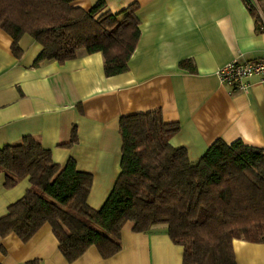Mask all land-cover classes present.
Segmentation results:
<instances>
[{"label": "crops", "instance_id": "0c3cea01", "mask_svg": "<svg viewBox=\"0 0 264 264\" xmlns=\"http://www.w3.org/2000/svg\"><path fill=\"white\" fill-rule=\"evenodd\" d=\"M101 0H78L74 6L91 10ZM118 14L139 5L141 37L127 73L107 77L102 53L80 51L75 60L35 62L43 51L31 36L13 53L12 38L0 30V149L27 136L50 150L65 166L74 159L80 171L93 175L88 204L104 207L121 174L122 117L162 110L166 123L180 132L171 140L198 162L218 140H242L264 150V82L250 80L248 92L224 86L218 73L233 61L264 60V32L244 0H103ZM190 60L196 70L180 67ZM78 144L71 141L73 128ZM0 174V218L24 197L31 183L5 188ZM237 264H264V244L234 240ZM184 248L176 245L167 225L138 233L127 224L121 250L104 259L96 247L72 264H183ZM71 264L59 250L50 225L28 242L17 235L0 238V264Z\"/></svg>", "mask_w": 264, "mask_h": 264}, {"label": "trees", "instance_id": "16d2710c", "mask_svg": "<svg viewBox=\"0 0 264 264\" xmlns=\"http://www.w3.org/2000/svg\"><path fill=\"white\" fill-rule=\"evenodd\" d=\"M76 1L0 0V30L12 38L15 56L21 57L19 43L29 35L43 48L35 67L63 65L85 51L103 54L107 77L127 73L141 37L139 5L113 14L103 13V0L89 11L74 6ZM250 12L259 30L261 22ZM180 67L196 70L190 60ZM119 128L121 174L100 210L88 204L93 175L80 171L74 159L56 164L32 136L1 148L5 188L25 179L31 187L0 218V238L15 234L28 242L48 224L71 264L91 247L104 259L115 256L130 223L138 233L167 225L173 243L184 248L183 264H237L234 240L264 244L263 149L220 139L192 162L186 148L171 145L180 125L166 123L162 110L122 117ZM78 142L74 127L71 141L61 147Z\"/></svg>", "mask_w": 264, "mask_h": 264}, {"label": "built area", "instance_id": "2783aa9c", "mask_svg": "<svg viewBox=\"0 0 264 264\" xmlns=\"http://www.w3.org/2000/svg\"><path fill=\"white\" fill-rule=\"evenodd\" d=\"M249 10H254L260 20L259 31L264 32V0H244ZM221 83L232 89L248 92L250 80L264 82V60L242 61L237 59L218 73Z\"/></svg>", "mask_w": 264, "mask_h": 264}]
</instances>
